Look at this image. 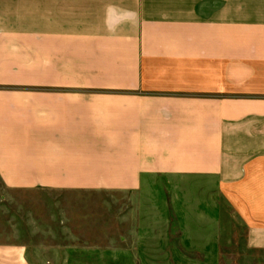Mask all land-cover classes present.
Wrapping results in <instances>:
<instances>
[{"label": "crops", "instance_id": "1", "mask_svg": "<svg viewBox=\"0 0 264 264\" xmlns=\"http://www.w3.org/2000/svg\"><path fill=\"white\" fill-rule=\"evenodd\" d=\"M152 178L213 182L220 204L163 212L244 230L202 259L264 264V0H0L5 194L139 197ZM10 229L0 264H38Z\"/></svg>", "mask_w": 264, "mask_h": 264}, {"label": "rangeland", "instance_id": "2", "mask_svg": "<svg viewBox=\"0 0 264 264\" xmlns=\"http://www.w3.org/2000/svg\"><path fill=\"white\" fill-rule=\"evenodd\" d=\"M213 187L211 181L152 178L139 197L110 193L65 197L44 192L6 195L0 187V224L12 226L13 240L24 243L29 259L38 264H229L231 260L208 261L201 254L213 251L219 258L222 253L235 256L242 250L243 229L224 221L217 224L219 232L202 234L198 229L203 225L191 213L163 212V207L169 211L174 205H218L221 202L212 194ZM77 201L84 204L76 205ZM209 235L219 236L222 243H145L162 237ZM133 239L144 243L134 244ZM180 248L181 260L175 255ZM193 252L198 254L191 255Z\"/></svg>", "mask_w": 264, "mask_h": 264}]
</instances>
